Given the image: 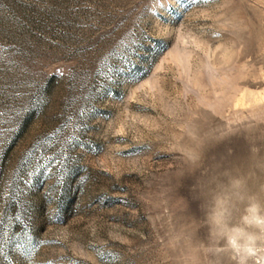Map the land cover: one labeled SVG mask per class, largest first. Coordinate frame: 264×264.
<instances>
[{
  "label": "rangeland",
  "instance_id": "obj_1",
  "mask_svg": "<svg viewBox=\"0 0 264 264\" xmlns=\"http://www.w3.org/2000/svg\"><path fill=\"white\" fill-rule=\"evenodd\" d=\"M250 194L264 0H0V264H235Z\"/></svg>",
  "mask_w": 264,
  "mask_h": 264
},
{
  "label": "clouds",
  "instance_id": "obj_2",
  "mask_svg": "<svg viewBox=\"0 0 264 264\" xmlns=\"http://www.w3.org/2000/svg\"><path fill=\"white\" fill-rule=\"evenodd\" d=\"M233 189L242 190V180L232 182ZM207 223L211 235L223 241L224 248L230 252L235 264H264V201L256 195L245 199L243 215L238 222H233L223 196L215 199L212 209L207 213Z\"/></svg>",
  "mask_w": 264,
  "mask_h": 264
}]
</instances>
